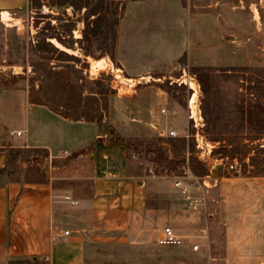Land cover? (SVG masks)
<instances>
[{
    "label": "crops",
    "instance_id": "crops-1",
    "mask_svg": "<svg viewBox=\"0 0 264 264\" xmlns=\"http://www.w3.org/2000/svg\"><path fill=\"white\" fill-rule=\"evenodd\" d=\"M150 2L131 0L127 13L118 19L115 58L134 79L156 69L160 59L171 64L187 45L180 3L156 12L144 7ZM28 3L0 0V15L23 11ZM144 46L151 47L147 54L140 51ZM144 58L147 62H140ZM5 98L0 95V103ZM20 101L15 100L11 109L0 104V125L9 128L8 136L22 131L20 137L13 136L15 147L42 154L39 164L46 169L42 180L12 181L0 189V262L7 264L4 257H22L13 253V247L29 246L34 260L46 264H131L129 257H144L146 264H213L212 258L197 255L212 247L207 227L213 214L207 210L216 204L224 226L226 262L264 264V174L221 168L215 177L203 175L200 186L191 187L199 201L193 209L172 194L169 204L162 205L156 196L152 198L150 181L133 170L130 149L123 141L161 138V131L174 130L178 138H192L200 150L208 144L198 129L192 133L197 125L188 112L160 87L148 85L125 95L113 92L100 123L71 121L46 106ZM4 113H14L13 125H6ZM204 155L195 157L210 174ZM66 195L77 204L69 205ZM166 227L182 241L169 247L182 250L174 257L152 258L151 251H165L157 241ZM193 245L199 246L198 251H192ZM105 257L127 258L107 261Z\"/></svg>",
    "mask_w": 264,
    "mask_h": 264
},
{
    "label": "rangeland",
    "instance_id": "rangeland-1",
    "mask_svg": "<svg viewBox=\"0 0 264 264\" xmlns=\"http://www.w3.org/2000/svg\"><path fill=\"white\" fill-rule=\"evenodd\" d=\"M108 1L120 2L124 7L120 10L116 4L104 6L97 10L99 14L87 17L98 0L89 7L82 0L74 8L70 2L58 5L60 0H29L25 10L9 16L0 15V95L6 97L0 104L11 109L15 100L20 104L22 98L26 103L39 97L36 93L42 76L35 69L40 63H50L61 71L65 66L74 67L77 72L71 73L72 78H84L82 70H88L91 65V73L105 85L107 81L109 85L111 75L116 73L134 79L115 58L119 23L115 30L112 27L115 18L127 13L126 4L131 0ZM171 3L172 7H175L174 3L176 6L180 3L185 10L183 37L187 45L171 64L160 59L156 69H148L143 75L140 73V78L145 80H141L135 89L157 85L189 116L190 107L194 117L197 109V128L192 127L194 132L189 130L195 133L198 129L197 134L208 144L200 150L192 138H186L187 135L170 138L179 140L176 143L178 149L173 150L169 138L154 135L128 140L137 148V151H128L133 170L150 181L152 192L155 191L152 198L156 196L162 205L169 204L171 194L176 196H173L176 201L181 200L173 183L184 175V169L189 177L184 180L194 186L201 184V176L210 175L204 164L189 160L190 155L197 160L196 155L201 157L206 153L204 157H208L211 170L215 168L214 164L218 166L228 161L235 163L236 171L240 173L264 174V0H151L150 5L144 7L163 12ZM90 34L98 37L97 43H89L87 37ZM146 36L144 40L147 41ZM54 48L65 52L69 58ZM143 49L147 54L151 47L144 46L140 51ZM88 53L90 55L85 56ZM101 53L104 55L100 57ZM141 61L147 62V59ZM90 83L85 78L77 84L86 93ZM110 91L115 93L111 88ZM125 92L131 93V89ZM60 96L52 95L48 99L58 103ZM14 116V113L4 115L8 119L7 126L14 124ZM8 131L9 128L0 125V189L12 181L42 180L46 167H41L39 161L44 160L43 155L17 149L15 138L8 136ZM158 142L165 143L166 156L182 161L176 169L172 170L174 165L166 161L160 166L151 165L157 154L149 151V146L157 149L161 145ZM207 211L213 214L207 227L212 247L199 252L197 257L212 258L213 264H229L224 257V226L216 204L210 205ZM163 247L165 251H151L152 258L174 257L182 250L180 247ZM12 251L22 257H4L8 258L7 264L13 261L16 264H46L34 260L29 246H15ZM122 258L127 257L104 259ZM129 259L131 264L148 263L144 257Z\"/></svg>",
    "mask_w": 264,
    "mask_h": 264
},
{
    "label": "trees",
    "instance_id": "trees-1",
    "mask_svg": "<svg viewBox=\"0 0 264 264\" xmlns=\"http://www.w3.org/2000/svg\"><path fill=\"white\" fill-rule=\"evenodd\" d=\"M93 1L94 0H85V4H86L85 6L86 7L92 6ZM69 2L71 5H73L74 8L77 7L79 3H82V0H60L58 5H65L66 3ZM115 4L118 6V9L120 10L123 9V5L120 2L113 3V1H108V0H98V2L93 5L92 11L87 15V17H91V16H95L96 14H99L97 11L99 8L102 10L104 6L109 7ZM117 20L118 17L117 19L116 18L114 19V23L112 25L114 30L118 22ZM87 38L89 43L95 44L98 42V37L93 34H90L89 37ZM114 40L115 39L113 36V41H112L113 46H114ZM53 50L58 52L60 55L69 58V56L65 52L58 51L55 48ZM88 55H90V53L86 54L85 56ZM103 55L104 54L101 53L100 57ZM36 66L37 68L35 69V72H38L42 76V80H41V85L36 93L37 95H39V97L31 100L30 101L31 104L46 106L52 112L71 121H85V122H97V123H100L102 121L104 114L108 110V96L112 94V91H110L109 85L107 84L108 81L106 85L103 84V81L100 79L90 81L91 86L85 93V91H83L82 89V86L77 84L78 82H82L85 79V77L84 78H81L79 76L78 77L76 76L74 78L71 77L72 72H77L74 67L65 66L62 67L63 71H61L55 68L54 66L50 65V63H40L37 64ZM106 86L108 88H106ZM58 94H61L58 103L52 102V100L48 99L49 96L52 95L54 96ZM123 143L127 148L133 151H137L136 146L130 143L129 141H123ZM168 143L171 146L172 150L173 148L178 149L176 143H179V140L170 139L168 140ZM158 144H156V146L158 145L157 149H155V147L153 146H149V151L152 152L154 151L157 154V157H155V159H153L151 162L155 166L156 165L160 166L162 165V163L166 161L170 165L172 164L174 165V168L172 170L176 169L178 164L181 163L182 161L181 160L175 161L174 159H171L168 156H166L168 149L165 147V144L161 142H158ZM182 150H184V147L182 148ZM189 160L199 164V162L193 157V155H190ZM203 173L205 174V171H203ZM9 264H16V263H14L13 261L10 262Z\"/></svg>",
    "mask_w": 264,
    "mask_h": 264
},
{
    "label": "built area",
    "instance_id": "built-area-1",
    "mask_svg": "<svg viewBox=\"0 0 264 264\" xmlns=\"http://www.w3.org/2000/svg\"><path fill=\"white\" fill-rule=\"evenodd\" d=\"M82 74L89 81H94L97 78V75L91 73V65H90L88 70L86 68L83 69ZM141 80L144 81L145 78H140V80L136 81V79H128V78H125L122 75H120V73H118V74L116 73V74L111 75L109 85H110V88L115 91V93L120 94V95H125V94H128V92L126 93L125 90H127L129 88L131 89V91L135 90L136 85L140 84ZM124 81H130V82H133V84L129 85L128 83H125ZM195 115L198 116V114H195ZM197 116H195V117L193 116V112H192L191 107H190V118L195 125H197L196 124L197 123V119H196ZM160 133H161L160 136L164 137V138H178L179 137V135L174 130L161 131ZM22 134H23L22 131H12L9 133V135L12 137L13 136L20 137ZM187 137L188 136H186V138ZM133 158L136 159L138 157L133 156ZM220 166L222 169H224L226 172H229V173L236 171V164L235 163H229L228 161H224ZM182 170H183V168H182ZM183 174L184 175H182V177L180 179H177L173 183V186L181 194L183 200L186 203H188V206L195 209L199 205V201L197 200V198L194 197V195L191 191L192 185H190L186 180H184L186 178L189 179L185 169H184ZM210 175H211V171H210ZM198 185L200 186V184L197 183V186ZM64 200L66 202H68L69 205H71V206H75L77 204V201H75L74 199H72L68 195L64 196ZM64 234L68 235L69 232L65 231ZM157 242H158L159 246H180L182 244V241L175 236L174 232L172 231V229L170 227H166L163 230V233L158 238ZM198 249H199L198 245L192 246V251H198Z\"/></svg>",
    "mask_w": 264,
    "mask_h": 264
},
{
    "label": "water",
    "instance_id": "water-1",
    "mask_svg": "<svg viewBox=\"0 0 264 264\" xmlns=\"http://www.w3.org/2000/svg\"><path fill=\"white\" fill-rule=\"evenodd\" d=\"M220 169H221V166L220 165L216 166L213 170H211V175L213 177L217 176V174H218V172H219Z\"/></svg>",
    "mask_w": 264,
    "mask_h": 264
}]
</instances>
